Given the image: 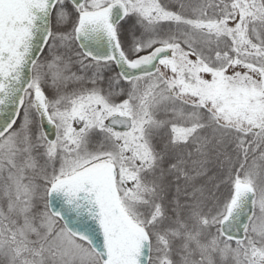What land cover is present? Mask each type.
<instances>
[{
	"label": "snow or ice",
	"instance_id": "obj_1",
	"mask_svg": "<svg viewBox=\"0 0 264 264\" xmlns=\"http://www.w3.org/2000/svg\"><path fill=\"white\" fill-rule=\"evenodd\" d=\"M0 264H264V0H0Z\"/></svg>",
	"mask_w": 264,
	"mask_h": 264
}]
</instances>
